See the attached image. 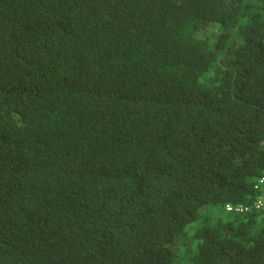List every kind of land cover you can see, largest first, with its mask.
<instances>
[{
    "label": "trees",
    "instance_id": "16d2710c",
    "mask_svg": "<svg viewBox=\"0 0 264 264\" xmlns=\"http://www.w3.org/2000/svg\"><path fill=\"white\" fill-rule=\"evenodd\" d=\"M260 197L264 0H0V264H264Z\"/></svg>",
    "mask_w": 264,
    "mask_h": 264
},
{
    "label": "built area",
    "instance_id": "2783aa9c",
    "mask_svg": "<svg viewBox=\"0 0 264 264\" xmlns=\"http://www.w3.org/2000/svg\"><path fill=\"white\" fill-rule=\"evenodd\" d=\"M257 206H262L264 205V197H260L257 201ZM227 210L229 211H232V210H235V211H242L243 209H247V207H244L243 205H236V206H233L232 204H228L227 205Z\"/></svg>",
    "mask_w": 264,
    "mask_h": 264
}]
</instances>
